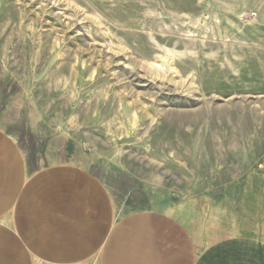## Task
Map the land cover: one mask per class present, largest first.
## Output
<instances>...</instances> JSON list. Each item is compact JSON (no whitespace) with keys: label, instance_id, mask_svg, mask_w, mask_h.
<instances>
[{"label":"rangeland","instance_id":"rangeland-1","mask_svg":"<svg viewBox=\"0 0 264 264\" xmlns=\"http://www.w3.org/2000/svg\"><path fill=\"white\" fill-rule=\"evenodd\" d=\"M0 129L119 217L264 239V0H0Z\"/></svg>","mask_w":264,"mask_h":264},{"label":"crops","instance_id":"crops-1","mask_svg":"<svg viewBox=\"0 0 264 264\" xmlns=\"http://www.w3.org/2000/svg\"><path fill=\"white\" fill-rule=\"evenodd\" d=\"M189 234L166 213L119 217L83 168L29 173L25 153L0 129V264H264V239L241 236L233 246Z\"/></svg>","mask_w":264,"mask_h":264}]
</instances>
